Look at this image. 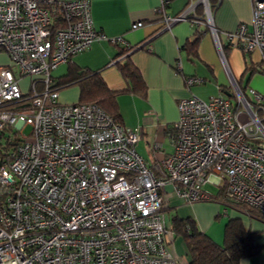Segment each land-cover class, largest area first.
Returning a JSON list of instances; mask_svg holds the SVG:
<instances>
[{"label":"built area","instance_id":"1","mask_svg":"<svg viewBox=\"0 0 264 264\" xmlns=\"http://www.w3.org/2000/svg\"><path fill=\"white\" fill-rule=\"evenodd\" d=\"M250 3L251 22L224 35L257 51L264 71V0ZM90 12V0H0V264H182L169 192L208 200L210 183L264 215V95L234 82L230 97L179 100L173 151L149 165L138 128L95 103L60 101L56 66L96 40L124 43L98 31ZM211 15L208 0H190L162 20L202 23L221 49Z\"/></svg>","mask_w":264,"mask_h":264},{"label":"crops","instance_id":"2","mask_svg":"<svg viewBox=\"0 0 264 264\" xmlns=\"http://www.w3.org/2000/svg\"><path fill=\"white\" fill-rule=\"evenodd\" d=\"M189 1L90 0L94 27L106 37L122 36L124 43L114 44L106 39L96 40L70 59L75 66L98 71L109 88L120 92L117 95V103L121 121L127 127L140 130L141 137L136 144V151L149 165L173 151L170 130L178 119L179 100L191 95L207 100L216 94L213 93L212 83L215 84L217 91L220 89L221 93L230 97L233 91L230 92L228 88L227 77L233 83L237 79V84L240 85L245 67L254 68L259 62L257 51L250 53L238 51L229 46L224 35L225 31H233L241 23H250V0H219L211 13L221 49L218 48L212 32L202 23L180 20L164 28L162 16L180 13ZM197 13H201L198 7ZM139 21L142 22L141 26L131 28L133 23ZM195 38H197L195 52L184 47L188 41L191 42ZM126 47L129 49L119 53ZM240 57L244 59L241 73ZM127 61L140 73L143 87L132 89V84L121 75L118 63L123 64ZM58 67L61 70H58ZM66 67L67 62L56 66L54 71L57 69V72H54V76L51 71L53 79L64 74ZM246 72H249L250 77L254 71ZM190 76L201 77L204 81L188 85L186 80ZM248 78L246 80H249ZM246 84L244 88L247 87ZM200 85L209 86V91L204 97L201 88L197 87ZM69 87H72L70 91H59L61 102H70L74 99L75 93H78L76 86ZM164 210L169 227H172L174 216L192 217L203 232L207 229L205 226L207 220L213 215L217 217L222 211L229 216L238 214L220 200L186 203L171 192L167 194ZM239 215L247 229L261 231L255 239L257 243L264 244V223L251 219L244 213ZM178 237L172 235L169 238L172 252L182 264H185L188 261L185 245L182 241H175ZM241 264H264V249L258 255L242 260Z\"/></svg>","mask_w":264,"mask_h":264},{"label":"trees","instance_id":"3","mask_svg":"<svg viewBox=\"0 0 264 264\" xmlns=\"http://www.w3.org/2000/svg\"><path fill=\"white\" fill-rule=\"evenodd\" d=\"M208 1L210 11L213 13L219 0ZM201 9L199 5L198 11L201 12ZM196 45L197 38L191 42L188 41L184 47L195 52ZM126 49L129 48L126 47L124 51L119 53H124ZM118 68L124 79L132 84V89H139L144 86L140 73L131 62L118 63ZM258 70L261 71L259 64L254 68L246 66L244 72H256ZM53 81L59 91L69 86L77 87L78 98L74 103H95L122 123L117 103V95L120 92L109 88L98 71L80 68L69 60L67 61L66 72L57 76ZM240 88L244 92L245 88L242 86ZM208 200H220L236 210L238 214L230 215L225 222L224 238L221 244L201 231L192 217L174 216L171 228L174 237L179 236L184 241L185 254L188 259L185 264H241L242 260L256 256L264 249V244L257 243L255 239V236L261 231L247 229L239 214L244 213L251 219L254 218L262 223H264V215L248 205L228 202L224 198L223 189H217L216 194H211Z\"/></svg>","mask_w":264,"mask_h":264},{"label":"rangeland","instance_id":"4","mask_svg":"<svg viewBox=\"0 0 264 264\" xmlns=\"http://www.w3.org/2000/svg\"><path fill=\"white\" fill-rule=\"evenodd\" d=\"M232 48H234V49H236L238 51H241L238 47H234L233 46ZM240 59L242 61V66H241V69H240L239 72L241 73L242 70H243V67H244V59H243V57H240ZM57 69L58 70H61L60 67H58ZM57 69L55 71H54V69L52 70L53 76H54V72H57ZM225 77H227V76H225ZM237 77L239 78V76H237ZM248 77H249V72H245L244 73V76H242V83H240V85L242 87H244V84H246L248 82V84H246L247 88H252V89L258 91L259 93H261L262 95H264V71H259L258 70L256 72H253L250 75L249 78ZM247 78L249 80H246ZM226 80H227V85H228V88H229L230 92H232V91L234 92V90H235L234 88L235 87H234L233 82L228 77H227ZM236 82H237V79H236ZM212 84H213V93L216 92V94H218V91H217V88L215 87V84L214 83H212ZM197 87L201 88V90H202V93L201 94H202L203 97L207 95V91H209V86H205V85H202L201 86L200 85V86H197ZM70 88H72V87L64 88V89H62V91H64V90L70 91L71 90ZM215 89H216V91H215ZM77 98H78V93L76 92L75 93V97H74L73 100H77ZM231 98H232L233 101H236V98L235 97H231ZM73 100H71L70 102H67V103H71ZM204 187L211 194H216V192H217V188L213 184L207 183V184H205ZM202 204L209 205L210 202H202ZM216 215H217V213H216ZM228 216H229V214L226 215V213L222 211V212L219 213V216L216 217L215 215H213L211 218H209L207 220V223L205 224V226L207 227V229L204 230L205 233L208 236H210L214 241H216V240L219 241V242H217L219 244L223 243V238H224V225H225V222L228 219ZM175 241H179V242L182 241V242H184L181 237L176 238Z\"/></svg>","mask_w":264,"mask_h":264}]
</instances>
